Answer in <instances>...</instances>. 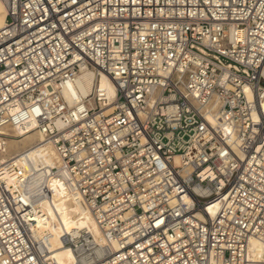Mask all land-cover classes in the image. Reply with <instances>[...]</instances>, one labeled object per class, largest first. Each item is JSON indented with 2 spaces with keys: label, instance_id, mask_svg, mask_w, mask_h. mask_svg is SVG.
<instances>
[{
  "label": "built area",
  "instance_id": "obj_1",
  "mask_svg": "<svg viewBox=\"0 0 264 264\" xmlns=\"http://www.w3.org/2000/svg\"><path fill=\"white\" fill-rule=\"evenodd\" d=\"M4 1L0 128L33 126L55 162L0 147V264H57L39 225L51 178L100 229L62 231L73 264H250L251 238L264 243V0ZM86 69L116 94L96 78L71 103Z\"/></svg>",
  "mask_w": 264,
  "mask_h": 264
},
{
  "label": "bare ground",
  "instance_id": "obj_2",
  "mask_svg": "<svg viewBox=\"0 0 264 264\" xmlns=\"http://www.w3.org/2000/svg\"><path fill=\"white\" fill-rule=\"evenodd\" d=\"M7 8L4 0H0V28L4 25ZM104 89L111 99L116 94V86L107 74L96 77L93 69L81 71L74 80L68 81L64 88L66 98L73 104H82L93 89L96 81ZM110 103V102H109ZM0 134V147L9 154H16L27 150L35 164H54L55 151L53 146L43 141L44 136L33 126L24 128L21 126H3ZM5 142V143H4ZM52 191L50 197L42 198L38 204L44 210L47 217L45 222H39L40 230L47 229L51 235L52 252L57 264H73L75 254L73 249L64 244L60 235L67 228L90 227L94 232L100 233L95 220L88 214H84L80 207L74 202L69 190L60 178H51ZM250 264H264V243L252 237L250 241Z\"/></svg>",
  "mask_w": 264,
  "mask_h": 264
}]
</instances>
